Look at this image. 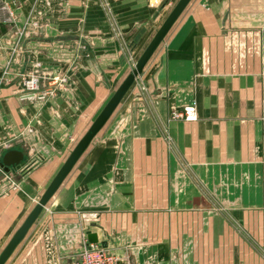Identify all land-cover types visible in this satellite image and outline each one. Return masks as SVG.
<instances>
[{"label":"crops","instance_id":"0c3cea01","mask_svg":"<svg viewBox=\"0 0 264 264\" xmlns=\"http://www.w3.org/2000/svg\"><path fill=\"white\" fill-rule=\"evenodd\" d=\"M28 1L0 0V253L177 2L64 0L25 98L4 40ZM89 233L134 264H264V0L187 3L3 264H70Z\"/></svg>","mask_w":264,"mask_h":264},{"label":"water","instance_id":"95a60500","mask_svg":"<svg viewBox=\"0 0 264 264\" xmlns=\"http://www.w3.org/2000/svg\"><path fill=\"white\" fill-rule=\"evenodd\" d=\"M190 0H177L174 4L166 18L163 20L159 28L156 30L151 40L142 51L138 59L136 60L134 67L131 71L125 76V78L121 81L118 87L114 90L110 98L104 104L100 112L94 118L86 132L82 135V137L78 140L74 148L71 150L69 155L64 160L63 164L60 166L58 171L56 172L53 179L50 181L43 194L39 198L38 202L35 204L33 209L30 211L28 216L25 218L24 222L20 225V227L15 231L12 238L5 246V248L0 253V264H3L7 257L11 254L15 246L20 242V240L24 237L29 227L36 220L38 215L40 214L44 205L48 202L54 192L58 189L60 184L66 175L70 172L78 158L88 147L90 142L96 136L98 131L104 126L106 121L110 118L130 86L135 81V78L142 73V70L163 40L164 36L167 34L173 23L176 21L184 7ZM24 159V153L19 149H11L6 151L1 158V166L4 171H8L10 168L18 165ZM88 240L90 242H96L97 236L95 233L88 234Z\"/></svg>","mask_w":264,"mask_h":264},{"label":"rangeland","instance_id":"374dc122","mask_svg":"<svg viewBox=\"0 0 264 264\" xmlns=\"http://www.w3.org/2000/svg\"><path fill=\"white\" fill-rule=\"evenodd\" d=\"M63 1L29 0L28 10L18 16L22 19L20 25L11 28L9 35H14L16 32V36H20L19 43L22 44L23 55L25 54L26 57L32 55L30 72L24 74L23 80L32 74H38L41 82L49 75L45 72L48 71L47 61L50 60V46H52L50 38L62 35L63 28L60 21L64 14H68V11L63 10Z\"/></svg>","mask_w":264,"mask_h":264},{"label":"built area","instance_id":"2783aa9c","mask_svg":"<svg viewBox=\"0 0 264 264\" xmlns=\"http://www.w3.org/2000/svg\"><path fill=\"white\" fill-rule=\"evenodd\" d=\"M14 35H12V37L15 38L14 41L10 40L12 37H9L6 41L4 40V42L6 45L10 46L12 50L17 49L19 55L22 52V45L19 43L20 36H16V32ZM8 72L9 70L5 68L2 71L3 76L7 75ZM22 84L25 98L44 97L45 92H38L40 84V76L38 74H32L23 80ZM172 115L177 116V112L174 111ZM6 178L10 181V185L15 184L12 176H6ZM70 264H134V262L129 257L119 256L97 242H90L88 240V235L84 234L80 240V248L71 259Z\"/></svg>","mask_w":264,"mask_h":264}]
</instances>
